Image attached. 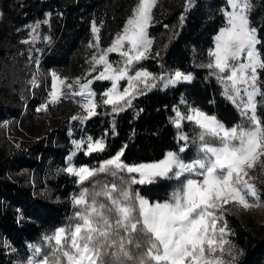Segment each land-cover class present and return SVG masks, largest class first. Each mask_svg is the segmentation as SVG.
I'll list each match as a JSON object with an SVG mask.
<instances>
[{"label": "snow or ice", "instance_id": "snow-or-ice-1", "mask_svg": "<svg viewBox=\"0 0 264 264\" xmlns=\"http://www.w3.org/2000/svg\"><path fill=\"white\" fill-rule=\"evenodd\" d=\"M155 3L156 0H137L122 32L111 46L99 57L93 56L94 64L103 65L95 79L111 82L102 102L113 105V111L122 110L123 104L131 105V98L138 91L137 83H143L146 88L156 86L148 83L155 78L146 70L136 71L134 76L128 74L129 66L144 58L151 46L147 29ZM250 8V0H226V7L222 9L226 24L214 37V48L208 51L210 60L204 65L215 70L218 80L225 84L224 94L245 119L227 127L216 116L200 108L187 105L181 112L177 107L173 109L175 127L179 129L183 121H188L198 133V139L191 140L181 133L179 139L185 143L179 151H168L156 161L129 164L121 159L124 155V148H121L97 167L76 166L69 157L63 171L76 176L78 183L83 184L99 173L118 177L121 183L105 184L100 190L91 192L89 188H83L73 197L74 205L82 209L74 213V221L78 222L58 228L52 236L45 238L50 243L54 241L50 255H44L41 248L30 245L33 254L27 264H128L129 261L133 264H230L223 258L224 246L228 243L224 239L227 224L217 228L222 219L217 213L231 202L245 209L259 207L264 196L252 182L255 178L249 174L255 161L264 155V118L257 115L256 100L257 96H264L257 84L258 69L264 70V58L257 48L261 40L257 28L251 26ZM39 24L29 26L33 34ZM92 31L94 34L99 31L95 24ZM35 38L33 35V40ZM96 39L95 47H99V37ZM125 44L128 45L126 49ZM113 52L126 58L124 67L114 68L109 62L107 54ZM51 75L49 102L57 103L63 88L73 89V84L55 72ZM126 78L128 86L121 91L119 81ZM191 79L190 74L179 70L166 79L160 77L165 87ZM74 83L79 85V90L72 94L83 98L81 106L87 113L85 118L96 115L92 81L81 83L78 79ZM33 86H39L35 80ZM46 107L42 105L38 111ZM189 143L196 145L197 153L186 160L180 154ZM73 144V154L91 155L105 149L102 138L91 136L73 141ZM156 178L178 181L177 188L165 201L150 202L132 188L136 184H151ZM133 245L143 249L138 256L132 254ZM228 255H232L230 250Z\"/></svg>", "mask_w": 264, "mask_h": 264}, {"label": "trees", "instance_id": "trees-1", "mask_svg": "<svg viewBox=\"0 0 264 264\" xmlns=\"http://www.w3.org/2000/svg\"><path fill=\"white\" fill-rule=\"evenodd\" d=\"M35 1L26 0V7L22 9L17 0H0L2 4L0 10L4 14V19L0 23V44L6 41L11 46L17 45L21 34L17 33L16 29L32 16L41 15L48 6L46 3L34 4ZM52 1L61 10L66 11L65 30L70 32V38L75 40L71 43L68 55L59 56L58 60L56 57L50 60L64 70H78L83 56L80 48L77 47V42L86 37L89 19L85 18L83 23L78 22L75 16L85 17V15H82V7L77 6L75 0ZM97 2L101 17L106 20L102 38L106 36L111 38L122 29L136 0H98ZM178 13L177 11L175 14H167L163 18L168 23ZM195 32L198 34L199 31ZM186 33L185 41L182 38L168 52L167 62L179 67L183 73L193 75V82L187 85L180 84L164 93L157 90L136 98L132 105L111 117L106 111L89 120L87 132L95 139L105 137L106 148L101 155L102 158H110L124 148L122 160L126 163H140L159 160L167 151L176 150V139L181 129L172 123L173 107L182 92H186L191 100L203 105L208 111L215 112L224 122H238L240 113L222 100L220 86L207 75L210 71L197 69L189 64V45L192 37L187 36L188 33ZM260 33L263 39L264 25ZM262 51L264 55V49ZM149 67L152 68V65L149 64ZM211 72L215 73V71ZM10 87L6 82L0 83V116L6 114L12 120H23L22 105L19 108L16 107L17 98L12 95ZM108 87L109 84H104L100 88L98 85L96 89L101 92ZM215 101L217 105H213ZM33 111V108L29 107L28 118L34 117ZM50 112L51 120L61 122L71 120L72 116L79 113V109L72 101H61L56 107H52ZM184 131L190 137L198 139V133L194 131L193 124L186 125ZM27 136L28 141L21 152L13 150L11 155L0 154V264H19L33 252L30 250V245L41 248L44 255H50L55 245L53 241L51 243L46 241L48 233L61 227L67 228L75 223L74 208L68 199L73 191L63 174L52 170L54 165L62 163L71 150L67 128L56 123V126L47 129L46 133L41 131L37 134L32 127H29ZM21 175V178H17ZM31 176L35 178L37 188L28 185ZM112 182L121 183L118 177L99 173L79 188L82 190L87 187L90 192L98 191L103 185ZM177 186L178 181L170 183L162 180L152 185L140 187L132 185V188L139 191L142 196L150 197L152 201L162 202L169 198ZM41 188L45 190L44 195L39 194ZM34 193H37V198ZM20 210L23 212L22 223L17 219ZM3 238H8L14 246L16 250L14 254H5L1 245ZM238 239L244 247L245 255L236 264H264V239L250 238L246 241L244 235H240ZM131 251L133 256H138L143 249H137L133 245ZM128 264L133 262L129 261Z\"/></svg>", "mask_w": 264, "mask_h": 264}, {"label": "rangeland", "instance_id": "rangeland-1", "mask_svg": "<svg viewBox=\"0 0 264 264\" xmlns=\"http://www.w3.org/2000/svg\"><path fill=\"white\" fill-rule=\"evenodd\" d=\"M17 1L18 4L21 5L22 9L26 7V0ZM97 1L98 0H75L76 5H81L82 7V15H85V17L76 15L75 17L78 18V22L83 23L85 18L89 19L86 37L79 39V42H77V47L80 48L81 54L83 56L81 67L78 70H64L63 68L59 67L58 64H53L54 62H51L52 60H50L51 58L55 59L56 57L57 59L59 56L68 55L71 50V43L75 40L71 39V33L65 30V23L67 19L66 11L61 10L52 0H36L34 2V4L46 3L48 6L46 9H44V11H42L41 15L37 14L32 16L26 23L21 24L16 29V32L21 34L17 45L11 46V44L6 41L0 44V83L6 82L8 86H11L9 89L11 90L12 95L17 98L18 104L16 107L19 108L22 105V115L24 117L23 120L18 119L16 121L10 119L6 114L0 116V120L2 121V124L0 125V154L4 153L5 155H11L13 150L14 152H21L22 148L28 141L27 128L29 127H32L34 132L38 134L41 131L46 133L47 129H51L52 127L56 126V123H60V126H65L68 131L71 150L69 154L62 160V165H54L52 170L54 172H56V170L60 171L63 174L64 179H67V182L73 191L70 193L68 198L70 204L74 208L73 213L82 211V209H79L73 203V197L80 193L81 188L79 187L82 184L77 182L78 178L76 176L63 171V169L68 166L69 157L72 158L71 162L76 166L88 165L90 167H97L99 163L105 159H108L102 158L101 155L104 151L94 152L91 155H85L83 152L73 154V141L86 139L89 136L93 137L89 132H87V122L94 117H98L101 112L105 113L108 111L110 117L120 112V110L113 111V105H106L102 102L103 99L106 98L103 94L110 88L111 82L107 80L95 79V77L99 75V72L103 70V65L94 64L93 56L99 57L103 50L111 46L117 35L122 32L127 19L131 15L130 14L128 16L122 29L118 33H115L111 38L110 36L102 38V32L106 26V20L100 15L98 8L99 4ZM136 3L137 0L132 6V9ZM250 3L251 8L249 15L251 26L257 28V35L261 40V44H258L257 48L261 52L262 58H264L262 51V49H264V37L262 39L260 33V30L264 25V7H262L264 6V0H250ZM1 7L2 4L0 3V8ZM225 7L226 0H156L155 6L152 10V20L150 26L147 29L148 38L152 42L151 46L145 53L144 58L140 59L139 61H134L133 65L129 66L128 72L130 76H134L136 71L146 70L151 74L152 77L155 78V80H149L148 83L150 85L155 83L156 86L146 88L143 83H137L136 87L138 91L131 98V105L132 102L138 97L156 92L157 90L164 93L178 87L180 84L187 85L193 82V75H191L192 79L190 82H181L175 86L170 85L165 87L163 86V82L160 80V77H164L166 79L176 70L181 71L179 67L173 66L170 62H167V56L169 54L168 52L172 50L173 45L178 43L182 38L184 39V34L187 32V36L190 35V37H192V41H190L191 44L189 45V64L194 68L210 71V73L207 75L212 77L211 79H214L218 86H220L222 100L226 104H230L236 108L240 115L238 122L226 123L221 120L215 112L208 111L203 105L191 100L186 92L181 93L179 100L174 105L173 109L179 107L180 111L184 112L187 105H192L202 109L204 112L210 115L216 116V118L223 122L227 127H232L233 125L239 124L245 119L242 117L237 106L233 104V102L229 100L224 94L225 84L218 80V74L216 72H211L215 70L204 66L210 60L208 51L209 49L214 48V37L218 34L221 27L225 26L226 24V20L222 12V9ZM177 11L179 13L170 22L167 23L164 20L163 16L173 13L175 14ZM181 17H183V19H181ZM3 19L4 14L0 10V23L3 21ZM44 21H47V23H44ZM190 21L192 22L190 23ZM37 22H40V24L36 33L33 34L32 29L29 26L35 25ZM93 24H95V26L99 29L98 33H93ZM196 30L199 31L198 34L195 32ZM33 35L36 37L35 40H33ZM97 36L99 37V47H95L97 43ZM25 40L30 42L23 43L22 41ZM127 47L128 45L125 44V49ZM107 59L112 63L114 68H122L125 66L124 62L126 58L120 56L118 52L108 53ZM57 60H55V62ZM149 64L152 65V68L149 67ZM94 67L95 70H93ZM53 72H55L59 77L66 79L67 83L73 84V89H68L67 87L63 88V95L57 103L49 102V93L51 91L52 81L51 74ZM258 74L259 80L257 81V84L261 88V91L264 92V70L258 69ZM78 79L81 83L87 82L88 80L92 81L91 89L95 93L97 114L91 116L90 118H85L87 117V113L81 106L83 98L72 94L74 90H79V85L74 83ZM33 80H35L36 84L39 86L34 87ZM104 84H109V87L106 90H102L100 92L98 89H96L98 85L100 88V86ZM127 86V78L119 81V87L121 91H123V89ZM256 100L258 101L257 115L261 118H264V96H257ZM61 101H72L75 105H77L79 113H77L75 116L78 117V119L73 120L72 116L71 120L69 121L64 120L59 122L57 120H51L50 117H52V113L50 112V109L52 107H56ZM182 101L186 103H182ZM7 102H9V100ZM121 104H123V102H121ZM42 105H46V109L38 111V109H41ZM213 105H217L216 101L213 103ZM28 106L34 110L33 118H28L27 116L29 114ZM125 107L129 106L123 104L122 109ZM173 114L175 117L174 111ZM111 123L113 124V119L111 120ZM186 125L192 124L188 121L182 122V126L180 128L181 130L176 139L177 148L176 150L169 151H179L180 146L185 143L183 140L179 139V136L181 133L188 135L186 131H184V127ZM189 138L191 140V138L194 137L189 136ZM102 139L105 142L106 148L105 137ZM196 153V145L189 143L185 152L181 153L180 155L186 160H190L195 157ZM249 174L255 178L252 182L257 186V190L264 194V155H261L255 161L254 167L249 170ZM21 177L22 175L17 176V178ZM162 180L168 181L170 183L177 181L175 179L169 180L165 178H156L151 184L136 185L139 187L152 185ZM28 185L37 188V182L34 177L31 176ZM44 191L45 190L41 188L39 194L44 195ZM139 194L141 195V193ZM34 196L37 198V193H34ZM143 197L147 198L150 202L152 201L150 197ZM217 214L222 217V219L218 221L217 228L223 226L224 223L227 224V231L224 239L227 240L228 243L224 246L225 251L223 258L225 261L230 262V264H236L238 261L243 259L245 255L244 247L238 241V237L240 235H244L246 241H249L250 238L264 239V196H262V201L259 207L245 209L242 206L231 202L220 208ZM22 215L23 212L20 210L17 218L18 221L22 220ZM55 230L49 232L47 237L52 236ZM1 245L5 251V254L7 255H12L16 252L14 246L9 242L8 238H3ZM30 250L32 249L30 248ZM229 250L231 251L232 255H228ZM32 254L33 252L30 253L27 258L22 259L19 264H27V260L30 256H32ZM217 255H219V253H217ZM233 257H235L234 260Z\"/></svg>", "mask_w": 264, "mask_h": 264}]
</instances>
